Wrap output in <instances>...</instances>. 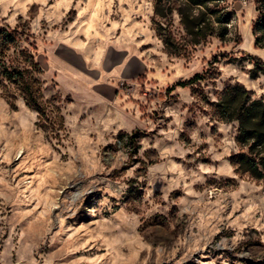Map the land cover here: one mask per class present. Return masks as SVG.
I'll list each match as a JSON object with an SVG mask.
<instances>
[{
	"label": "rangeland",
	"instance_id": "1",
	"mask_svg": "<svg viewBox=\"0 0 264 264\" xmlns=\"http://www.w3.org/2000/svg\"><path fill=\"white\" fill-rule=\"evenodd\" d=\"M216 2L0 0L65 118L44 128L0 92V264H264V180L232 163L218 106L264 99V0Z\"/></svg>",
	"mask_w": 264,
	"mask_h": 264
},
{
	"label": "trees",
	"instance_id": "2",
	"mask_svg": "<svg viewBox=\"0 0 264 264\" xmlns=\"http://www.w3.org/2000/svg\"><path fill=\"white\" fill-rule=\"evenodd\" d=\"M166 1L168 0H155L157 15L165 16ZM186 1L198 7H208L212 2H219V0ZM218 21L224 27L221 34L224 37L227 33L228 18L221 15ZM201 25L202 22L199 20L198 31ZM263 29L264 16L255 23L254 34H258ZM157 32L166 47L170 48L171 37L165 33V28L160 23ZM31 36L20 27L0 25V92L13 109H17V99L22 98L27 107L39 113L40 121H44L42 127L55 129V126H59L62 129L65 118L61 109L55 103L46 100L44 96L43 82L40 79L44 70L36 60V42L32 41L30 45H24L30 42ZM256 41L259 46L261 37L257 36ZM250 59L264 65L263 60L258 56H250ZM200 80L202 76L197 74L189 80L177 82L175 86L187 87ZM218 106L219 115L223 120L239 122L236 142L241 151L232 156V163L238 172L264 180V99L252 100L248 90L236 86L224 91Z\"/></svg>",
	"mask_w": 264,
	"mask_h": 264
},
{
	"label": "crops",
	"instance_id": "3",
	"mask_svg": "<svg viewBox=\"0 0 264 264\" xmlns=\"http://www.w3.org/2000/svg\"><path fill=\"white\" fill-rule=\"evenodd\" d=\"M61 56H63L65 59H67L68 61H70L68 58H66L63 54L60 53Z\"/></svg>",
	"mask_w": 264,
	"mask_h": 264
}]
</instances>
